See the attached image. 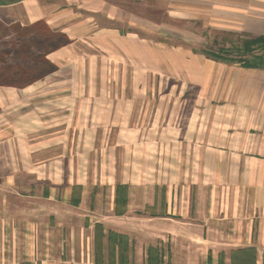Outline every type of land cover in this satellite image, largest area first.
<instances>
[{"label": "crops", "instance_id": "obj_1", "mask_svg": "<svg viewBox=\"0 0 264 264\" xmlns=\"http://www.w3.org/2000/svg\"><path fill=\"white\" fill-rule=\"evenodd\" d=\"M0 9L11 23L44 21L69 39L46 56L54 71L26 87L0 85V264L80 255L98 264L96 224L104 264L124 257L109 232L126 235L129 264H147L149 247L164 264H220L222 253L230 264L232 250L255 247L264 264L262 51L244 64L205 53L264 38V0ZM37 197L51 201L50 217Z\"/></svg>", "mask_w": 264, "mask_h": 264}, {"label": "trees", "instance_id": "obj_2", "mask_svg": "<svg viewBox=\"0 0 264 264\" xmlns=\"http://www.w3.org/2000/svg\"><path fill=\"white\" fill-rule=\"evenodd\" d=\"M20 0H0V5L5 4H12L16 3ZM27 27L29 32L31 31L32 34H37V37H44V38H57L61 39L62 42H59L58 44H54L50 46V48L44 52L43 54H39L37 58H34L33 61H35V64H29V65H20L19 63L16 64H6L3 67H0V85L1 86H11V87H26L27 85L43 78L44 74H33L32 72H36V69L42 65L41 63H44L45 65H50V61L47 59V54L50 51H53L55 49H58L59 47L66 45L69 43L68 37L61 32L52 30L44 21H39L34 24L24 26ZM40 31V32H39ZM33 36L31 39L22 40L21 44L24 46H20L21 49H18L16 52H18V57L23 59L24 57L21 56L22 52H27L26 50H31L32 45H28V42L30 40L36 41ZM260 40H264V38H258L254 40H247L243 42L245 45V52L250 54L254 53V50L256 49V46H261V50L264 49V42H260ZM10 42V41H8ZM26 44V45H25ZM242 47V46H241ZM12 49V48H11ZM15 48H13L14 51ZM220 51H214V50H206L205 53L214 58L215 60L222 61V62H228V63H234V62H242L249 63L250 60H247L249 58L248 56L245 57V55L240 56V54H232L228 53L229 51H225V48H220ZM19 50L21 52H19ZM31 52V51H30ZM32 53V52H31ZM42 53V52H41ZM239 55V56H238ZM262 59L260 62V65H263L264 63V55H262ZM51 66V65H50ZM56 68L55 66H52V70L48 71L49 73L54 71ZM32 73V74H31ZM127 194H128V187L126 185H118L117 187V197H116V204L117 209L116 213L119 215L124 214L127 209ZM96 232H95V262L98 264H104L105 258L103 256V239H104V229L101 224H96L95 226ZM115 238L120 239V249L124 250V257L123 259H120L119 264H129L126 262L125 252H126V244L125 240L127 241L126 235L117 234L115 232H109V242L112 240L111 245H114ZM121 242H124L123 244ZM110 245V243H109ZM211 256L208 257L209 263H211ZM257 261V250L255 247H246V248H238L231 251V263L230 264H256ZM220 264H224L223 256L219 260ZM21 264H30L29 262H24ZM109 264H115L114 257L112 256V253L109 256ZM147 264H164L162 259V253L157 247H149L148 248V258H147Z\"/></svg>", "mask_w": 264, "mask_h": 264}, {"label": "rangeland", "instance_id": "obj_3", "mask_svg": "<svg viewBox=\"0 0 264 264\" xmlns=\"http://www.w3.org/2000/svg\"><path fill=\"white\" fill-rule=\"evenodd\" d=\"M5 5L8 6L9 4H5ZM5 5H0V6H5ZM33 36L35 37L34 39L36 41L30 40V42H28V45H30V44L32 45V47H31L32 49L31 50L27 49L26 53L22 52L21 56H23L24 58L23 59L19 58L17 55L18 52H16V51L18 49L22 48V47L20 48V46H24L23 44H21L22 40L31 39ZM8 41H10V42H8ZM59 42H62V40L57 39V38H44V37L40 38V37H37V34H32L31 31L29 32L27 27H24L23 25H21V23L19 21L11 23L6 17L4 18L3 11L0 9V67H3L6 64H16L19 62H20L21 66L24 64L25 65L35 64L36 62L33 61L34 58H37L39 56V54H43L44 52H46L50 48V46H52L54 44H58ZM219 42L225 43L226 37L224 36L223 38L219 39ZM241 46H235V47L230 46V47H221V48H225V51H227L229 49L230 51L228 50L229 51L228 53H232V54L234 53L236 55L240 54V56L245 55V57L248 56L250 58L258 49L260 51H262V54L260 57H263L262 55H264V49L261 50L260 49L261 46H259V45L256 46L254 53L250 54V55L245 52V45L243 44V42H242ZM217 47H219V46H217ZM13 48H15L14 51H13ZM220 50L221 49L219 48V49L214 50V51L218 52ZM19 52H21V51L19 50ZM256 56H258V55H256ZM259 61L254 60V62H258V63H259ZM41 64L42 65H40L36 69V72H34V71L32 72L33 74L39 75L42 73V74L46 75L49 73L48 71L52 70V66H55V68H56V65H54L51 62H50L51 66L45 65L44 63H41ZM93 164L96 165L97 161L93 162ZM79 194H80V192H79ZM22 195L23 196L20 197V199H30L31 198V197L29 198L30 195L28 193H23ZM116 197H117V192H116ZM35 200H39V201L43 202L42 212H43L44 218L50 217V211L52 210V208L50 206H48V204H51L50 203L51 201L44 198V197H37ZM0 205L2 206V204H0ZM1 206H0V219L3 218L1 216ZM126 211H127V209H126ZM63 213L66 214V211L64 210ZM95 232H96V228H95ZM94 245H95V239H94ZM224 255L225 254L222 253L223 259L225 260ZM220 258H219V260H220ZM66 260H67V257L64 256V259L60 263L66 264V262H65ZM166 260H167V258L165 259V261ZM174 261L176 262V259ZM73 262H74V264H88L87 257H83L82 255H80V257L75 256ZM94 262H95V260H94ZM175 262H173V263H175ZM37 264H42V262H38ZM168 264H172L171 260L169 261ZM190 264H195V263H190Z\"/></svg>", "mask_w": 264, "mask_h": 264}]
</instances>
